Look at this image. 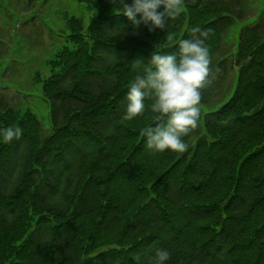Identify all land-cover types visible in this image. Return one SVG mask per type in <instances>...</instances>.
<instances>
[{"label":"trees","instance_id":"1","mask_svg":"<svg viewBox=\"0 0 264 264\" xmlns=\"http://www.w3.org/2000/svg\"><path fill=\"white\" fill-rule=\"evenodd\" d=\"M80 1L97 13L87 28L69 19L71 46L49 62L50 130L0 102V129L22 132L0 138V264H153L156 248L167 264H264V11L228 51L250 0H182L180 15L151 32L113 0ZM185 38L210 52L200 105L235 70L236 79L223 104L200 108L184 152H157L144 136L155 114L127 119L126 93L137 61Z\"/></svg>","mask_w":264,"mask_h":264},{"label":"clouds","instance_id":"2","mask_svg":"<svg viewBox=\"0 0 264 264\" xmlns=\"http://www.w3.org/2000/svg\"><path fill=\"white\" fill-rule=\"evenodd\" d=\"M119 4V7L115 5ZM117 14L123 13L133 26L145 25L148 31L164 30L169 19L180 15L182 0H113ZM124 34V27L113 28ZM169 39L172 37L169 35ZM178 51L153 52L142 65L126 93V117L131 120L147 109L155 114L153 123L144 129L147 148L182 153L187 149L183 137L199 126L201 89L209 82L210 52L203 38L180 39ZM151 101V103H146ZM21 129H0L6 142L19 139ZM169 252L156 248L153 264H167Z\"/></svg>","mask_w":264,"mask_h":264},{"label":"rangeland","instance_id":"3","mask_svg":"<svg viewBox=\"0 0 264 264\" xmlns=\"http://www.w3.org/2000/svg\"><path fill=\"white\" fill-rule=\"evenodd\" d=\"M250 3L253 15L234 24L227 34L224 43L228 51H235L243 25L264 11V0ZM96 13L80 0H38L33 6L26 0H0V102L31 110L49 131L50 104L42 93V81L52 73L49 62L64 46H71L69 19L79 18L87 28ZM235 79L236 70L230 81L215 89L207 106L200 105L203 112L218 108L229 98Z\"/></svg>","mask_w":264,"mask_h":264}]
</instances>
